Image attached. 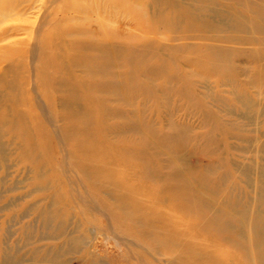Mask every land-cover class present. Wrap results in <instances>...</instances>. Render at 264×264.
Masks as SVG:
<instances>
[{
	"label": "rangeland",
	"instance_id": "rangeland-1",
	"mask_svg": "<svg viewBox=\"0 0 264 264\" xmlns=\"http://www.w3.org/2000/svg\"><path fill=\"white\" fill-rule=\"evenodd\" d=\"M249 1L264 7V0ZM64 3L23 4L32 10L5 26L21 24L25 29L0 42V49L13 42L35 46ZM236 6L245 18L252 16L245 6ZM153 12L146 7L145 13ZM205 15L200 22L219 28L217 32L200 35L201 30L192 27L156 34L146 31L155 24L148 18L134 21L136 27H131L123 10L110 9L107 30L112 46L121 44L133 53L118 68L128 78L114 79L124 86L108 103L122 109L123 118L114 116L111 122H124V127L108 137L116 148L127 149L131 166L121 171L124 178L148 188V194L139 192L136 198L143 207L179 214L191 233L215 239L225 253L243 260L239 246L225 242L229 235L222 236L224 231L206 209H227L238 203L261 210L264 220V33L251 29L252 25L247 34L223 28L222 18ZM245 18L235 21L245 24ZM187 22L182 19L180 25L187 27ZM76 73L83 76L78 69ZM22 91L19 109L27 113L28 130L37 145L31 150L19 133L3 138L2 152L7 156L0 157V264H172L176 255L172 247L160 243L161 238L151 247L108 225L106 211L90 196L93 191L69 167V153L75 147L62 135L59 94L52 90L47 94L33 76ZM5 92L10 93L0 87L2 96ZM174 168L191 193L171 191ZM53 210L59 214L49 226L44 213ZM62 223L67 234L60 237ZM69 235L79 242H67Z\"/></svg>",
	"mask_w": 264,
	"mask_h": 264
},
{
	"label": "bare ground",
	"instance_id": "bare-ground-1",
	"mask_svg": "<svg viewBox=\"0 0 264 264\" xmlns=\"http://www.w3.org/2000/svg\"><path fill=\"white\" fill-rule=\"evenodd\" d=\"M28 1L30 0H0V42L19 35L25 29L21 24L11 27H6L5 24L17 18L20 21V16L24 18V14L32 10L31 6L23 7ZM135 1L65 0L62 10L57 12V20L50 24L51 27L43 36L37 37L35 46L32 44L29 49L22 42H13L0 49V66L6 65L4 69L0 68V87L10 92H5V96L0 94V157L5 159L7 156L2 152L3 138L18 133L20 139L26 140L32 147L31 150L36 149L37 141L28 130L27 113L19 109L23 104L19 94L23 93L22 89L29 85L33 76L47 94L51 90L59 94L62 110L59 115L64 124L62 135L75 147L69 153V167L93 191L90 196L99 208L106 211L108 225L115 230L133 234L139 242L151 247H155L161 238L160 243L172 247L176 255L170 259L172 264H264V220L263 212L259 209L243 205L242 208L238 203L230 204L227 209H206L212 221L218 223L224 231L222 236L229 235L226 236L229 241L225 242L231 244L232 241L239 246L243 260H238L236 256L225 253L215 243V239L191 233L189 226L184 227L185 223L179 218V214L164 211L158 206L143 207L137 201L136 198L141 194L139 192L148 194V188L133 185L132 179L128 181L124 178L121 171L124 167L131 166L127 149L122 146L116 148L108 137L112 132L121 133L120 130L124 127V122H111L114 116L123 118L122 109L110 107L108 103L119 92L120 87L124 86L114 79L128 78L119 69L125 60H131L128 55L133 52L121 44L112 46V34L107 30L110 25V9L116 8L127 14L131 27H136V20L140 23L146 22L147 18L153 21L154 26L146 31L156 34H174L192 27H198L200 35L217 32L219 28L207 21L200 22L205 14L222 18L223 28L247 34L252 25L251 29L264 33V7H259L256 3L250 4L249 0H144L140 4ZM231 1L245 6L252 16L245 18L236 5L228 6ZM146 7L154 11L152 16L145 13ZM231 17L234 20H230ZM185 18L189 22L187 27H182L180 22ZM235 18H245L246 23L238 24ZM123 25L129 28L127 32L132 31L127 24ZM77 69L82 71L83 76L77 75ZM36 124L40 125V122L37 120ZM42 136L48 137L46 133H42ZM119 138L125 140L123 136L119 135ZM174 169L171 180L175 183L171 191L191 193L188 182ZM185 203L192 205L190 200ZM44 214L45 224L50 226L58 217L59 211H46ZM136 214L141 216L136 217ZM148 214L151 215L150 218L142 217ZM63 225L64 223L58 226L60 237L67 234ZM221 239L224 240L222 237ZM79 240L69 235L67 242L76 245ZM155 252L161 255L159 250ZM59 254V251L55 253Z\"/></svg>",
	"mask_w": 264,
	"mask_h": 264
}]
</instances>
